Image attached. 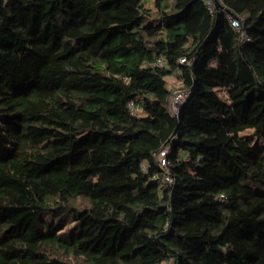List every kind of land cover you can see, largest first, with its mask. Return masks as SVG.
<instances>
[{
	"label": "trees",
	"instance_id": "16d2710c",
	"mask_svg": "<svg viewBox=\"0 0 264 264\" xmlns=\"http://www.w3.org/2000/svg\"><path fill=\"white\" fill-rule=\"evenodd\" d=\"M221 1L249 40L203 0H0V264H264V0Z\"/></svg>",
	"mask_w": 264,
	"mask_h": 264
},
{
	"label": "built area",
	"instance_id": "2783aa9c",
	"mask_svg": "<svg viewBox=\"0 0 264 264\" xmlns=\"http://www.w3.org/2000/svg\"><path fill=\"white\" fill-rule=\"evenodd\" d=\"M203 1L206 3L212 15H216L217 17H219L222 13H225V15L230 20L231 25L240 32V39L242 41L250 39L248 33L246 32L243 26L241 19L238 18L237 16H234L231 12H229L221 0H219L220 1L219 7H217L215 0H203ZM181 61L182 62L186 61V58H182ZM157 63L160 65H164L166 64V61H164L163 59H159ZM190 92H191L190 88L183 87V86L177 87L171 92L168 98L167 107L173 116L179 118L181 108L184 105V103L187 101L190 95ZM130 108L133 111L136 110V106L133 102L130 103ZM169 152H170V144H166L156 154V157H157L159 166L162 169V174L160 175L159 180L164 184L171 185L174 183L175 178L173 174L171 173ZM146 167H147V164L144 163V168ZM221 196L224 197V195H221Z\"/></svg>",
	"mask_w": 264,
	"mask_h": 264
},
{
	"label": "rangeland",
	"instance_id": "374dc122",
	"mask_svg": "<svg viewBox=\"0 0 264 264\" xmlns=\"http://www.w3.org/2000/svg\"><path fill=\"white\" fill-rule=\"evenodd\" d=\"M166 79H167V80L169 81V83L171 84L172 89H173V88H176L178 85H180L179 82H177V79H176V77H175L174 74H170V75H168V76L166 77ZM217 92H218V94L220 95V97H221L224 101L229 102V98H228V95H227L226 89L219 87V88L217 89ZM174 117H175V116H174ZM176 118H177V117H176ZM260 144H263V141H260ZM67 225H68V227H71L72 224L70 223V220H69V222H68ZM165 264H167V262H166Z\"/></svg>",
	"mask_w": 264,
	"mask_h": 264
},
{
	"label": "water",
	"instance_id": "95a60500",
	"mask_svg": "<svg viewBox=\"0 0 264 264\" xmlns=\"http://www.w3.org/2000/svg\"><path fill=\"white\" fill-rule=\"evenodd\" d=\"M216 1V4H217V7L220 6V1L219 0H215ZM176 118V117H175ZM177 119V118H176Z\"/></svg>",
	"mask_w": 264,
	"mask_h": 264
}]
</instances>
